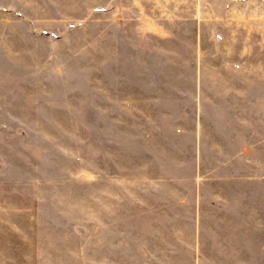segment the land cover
<instances>
[{
  "label": "rangeland",
  "instance_id": "1",
  "mask_svg": "<svg viewBox=\"0 0 264 264\" xmlns=\"http://www.w3.org/2000/svg\"><path fill=\"white\" fill-rule=\"evenodd\" d=\"M0 264H264V0H0Z\"/></svg>",
  "mask_w": 264,
  "mask_h": 264
}]
</instances>
